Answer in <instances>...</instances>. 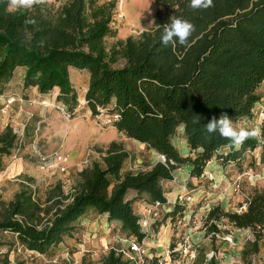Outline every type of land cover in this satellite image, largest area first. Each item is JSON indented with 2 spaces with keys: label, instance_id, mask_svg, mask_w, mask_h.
<instances>
[{
  "label": "trees",
  "instance_id": "16d2710c",
  "mask_svg": "<svg viewBox=\"0 0 264 264\" xmlns=\"http://www.w3.org/2000/svg\"><path fill=\"white\" fill-rule=\"evenodd\" d=\"M150 1L157 7L151 30L107 49L105 40L114 34L108 5L67 0L56 10L45 3L9 13L7 0H0V92L21 70L24 90L36 89L41 96L58 92L57 104L72 115L78 104L69 73L84 71L88 74L84 100L91 116L105 112L118 133L164 159L150 170L122 173L129 153L111 142L99 162L78 173L72 193L64 196L56 187L59 199L54 206L42 208L22 187L0 208V233L11 234L29 252L44 255L57 247L89 212L119 223L122 232L141 241L134 198L166 204L162 183L172 181L175 170L184 167L190 178L199 179L214 158L237 163L258 147L264 155V143L254 138L237 148L204 130L209 119L222 113L233 123L250 119L259 102L257 89L264 82V0H213L205 10L191 9L189 0ZM172 16L195 25L189 46L160 43L163 25ZM28 18L36 23L25 24ZM180 129L189 151L186 157L172 144ZM17 142L6 127L0 133V156L9 155ZM129 193L135 195L130 200ZM245 205L241 213L211 209L204 226L211 237L219 233L222 219L233 228L251 230L255 239L243 251L247 258L257 254L264 229V190L251 194ZM122 256L110 250L102 264H126Z\"/></svg>",
  "mask_w": 264,
  "mask_h": 264
},
{
  "label": "rangeland",
  "instance_id": "374dc122",
  "mask_svg": "<svg viewBox=\"0 0 264 264\" xmlns=\"http://www.w3.org/2000/svg\"><path fill=\"white\" fill-rule=\"evenodd\" d=\"M66 1L47 0V4L56 10ZM123 1L127 4L129 23L132 26H128L126 17L119 16L120 0H97L99 5L112 7L110 28L114 34L105 40L107 49L119 40L137 38L153 26L157 7L150 0ZM135 10L140 11L138 15L133 12ZM69 76L78 104L69 120H65L55 108L58 105V92L41 96L36 89H23L21 70L15 72L12 81L0 92V111L2 107L4 109V113L0 112V133L9 127L18 139L9 155L0 156V208L6 206L22 187L30 190L34 200L42 208L54 206L59 199L56 187L61 189L64 196L72 193L78 182V173L92 162H99L101 152L111 142L121 144L129 153L122 173L147 171L156 163L162 162L156 152L118 133L105 112L92 117L84 100L88 74L70 70ZM257 94L259 102L254 107L252 117L233 124L238 128H260L262 135L252 137L260 144L264 143V82L257 89ZM12 95L18 100L5 108V99ZM41 101L50 102L51 107L44 109ZM172 144L180 156L189 155L181 130L173 138ZM223 152L225 154L228 150ZM54 153L68 156L65 173L40 170L39 156L50 157ZM215 160L222 168L204 169L203 175L196 179L190 178L186 168L182 167L177 169L180 171L173 172L174 176L180 172L183 174L182 178L175 179L176 184H163V191L168 199L174 195L176 189L180 191L178 195L191 196L192 201L182 208L186 214L191 213L190 221L184 230H176L166 219L171 215L162 214L159 225L162 224L163 229L156 237H146L144 243L148 247L159 246L151 251L163 253L166 247L182 243L175 236L177 231L189 237L191 245L197 251L196 260L193 262L171 256L170 260L165 259L164 264H208L210 260L216 264H264V229L260 234L257 254L245 258L243 251L255 239L251 230L233 228L222 219L217 225L219 233L211 237L207 235L204 226L205 216L211 209L219 207L223 212L241 213L246 208L247 198L264 190L262 147L246 152L244 158L237 163ZM27 179L31 182L27 183ZM177 181L180 183L177 184ZM173 201L169 200L170 203ZM148 204L145 196H137L132 206L134 213L137 216L142 215ZM74 227L70 238H65L63 243L44 255L29 252L11 234L0 233V264H102V259L110 250L120 253L127 251V242L131 237L122 232L119 223L109 222L106 216L89 212ZM154 230L157 231L156 228ZM164 232L168 233L169 238L166 244L161 245L160 234L162 236ZM122 257L126 261V257Z\"/></svg>",
  "mask_w": 264,
  "mask_h": 264
},
{
  "label": "built area",
  "instance_id": "2783aa9c",
  "mask_svg": "<svg viewBox=\"0 0 264 264\" xmlns=\"http://www.w3.org/2000/svg\"><path fill=\"white\" fill-rule=\"evenodd\" d=\"M16 100L18 99L15 95L7 97L4 102L5 108H7L9 105H12L14 102H16ZM41 106L44 109H48L51 107V103L41 101ZM55 108L62 114L65 120L70 119V114L64 107L57 105ZM0 112L4 113L3 107ZM116 119L117 116H114L113 120ZM225 155L226 154H224L223 156ZM161 160V163H164L163 157H161ZM219 161L222 160L220 159ZM38 164L40 170L42 171L46 170L48 172L54 171L65 173L68 164V156L63 153H54L50 157L39 156ZM175 181V178H173L170 182L175 183ZM163 184L164 183H162V188ZM164 198L166 199V204H163L161 202L149 203L144 207V213L142 215H138L140 217V233L144 235V238L141 241H138L136 238L131 237L127 242V251H122L121 253L126 257V264H164L165 259L170 260L171 256L178 257L181 260L187 259L190 262L196 260L197 251L191 245L189 237H187L184 233L181 235L180 232L176 231L175 236L176 238H179L182 243L179 242L174 246L166 247L163 253H154L151 251V249L159 248V246L148 247L144 243V239H146V237H148L149 235L151 237H156V235H158L163 229L164 226L162 224L159 225V223L161 222L162 214H164V216L168 214L171 215L167 216L168 218L166 219L171 222L172 226L176 230H184L188 222L190 221L191 213L186 214V211L182 209L185 207V205L192 201V198L189 194L177 195L173 203H170L167 200L165 194ZM170 204L173 206V209L177 208L179 211L177 210L174 214H172L173 209L165 211V207ZM208 213L205 216V220ZM155 228L157 229V231L154 230Z\"/></svg>",
  "mask_w": 264,
  "mask_h": 264
},
{
  "label": "clouds",
  "instance_id": "9594fccd",
  "mask_svg": "<svg viewBox=\"0 0 264 264\" xmlns=\"http://www.w3.org/2000/svg\"><path fill=\"white\" fill-rule=\"evenodd\" d=\"M45 3H47V0H7V11L9 13H15L20 10L32 9L36 5ZM188 6L193 10H205L213 6V0H189ZM35 23L36 21L31 18L25 20V24ZM195 30V25L189 20L172 16L170 22L163 25L160 43L165 47L169 45L175 47L177 44L187 47L189 46L190 37ZM195 122L199 123V120ZM204 130L208 134H219L237 148L247 139L262 135L260 128L245 129L234 126L232 119L226 113H222L218 118L213 116L209 119L204 124Z\"/></svg>",
  "mask_w": 264,
  "mask_h": 264
},
{
  "label": "crops",
  "instance_id": "0c3cea01",
  "mask_svg": "<svg viewBox=\"0 0 264 264\" xmlns=\"http://www.w3.org/2000/svg\"><path fill=\"white\" fill-rule=\"evenodd\" d=\"M181 131H182V129H180ZM183 157H185V156H183ZM218 161L217 160H215V158L213 159V160H211L207 165H206V167H205V170H208V169H213V168H218V169H220V168H222L218 163H217ZM186 171H187V169H185ZM184 170V171H185ZM177 171H180V170H177ZM172 176H173V178H175V179H178V177H180V178H182V176H183V174H182V172H180V173H177L175 176H174V174L172 173ZM177 176V177H176ZM180 181H182V180H180ZM180 181L178 182L177 181V184L178 183H180ZM171 184H176V183H173V182H166V184H165V186L166 185H170L171 186ZM180 193V191L178 190V189H176L175 191H174V195L172 196V197H170V199H168V197H167V200L169 201H173V199L178 195ZM168 195V194H167ZM170 195V194H169ZM135 195L134 194H132V193H129L128 194V196H127V198H128V200H130V199H132L133 197H134ZM173 209V206L170 204V205H167L166 207H165V211H169V210H172ZM117 223V222H116ZM168 238H169V236H168V233H166V232H164L163 233V235L161 236V234H160V239H159V243L162 245V244H166L167 242H168ZM153 244V243H152ZM154 245V244H153Z\"/></svg>",
  "mask_w": 264,
  "mask_h": 264
},
{
  "label": "bare ground",
  "instance_id": "6f19581e",
  "mask_svg": "<svg viewBox=\"0 0 264 264\" xmlns=\"http://www.w3.org/2000/svg\"><path fill=\"white\" fill-rule=\"evenodd\" d=\"M132 3V2H131ZM137 7V6H136ZM127 4H125L124 3V1L123 0H120V3H119V16L120 17H123V18H127V23H128V26H132L130 23H129V11H127ZM136 15H138V12H140L139 10H135V11H133ZM132 15V14H131ZM128 16V17H127ZM134 21V20H133ZM132 21V22H133ZM137 21V20H136Z\"/></svg>",
  "mask_w": 264,
  "mask_h": 264
}]
</instances>
